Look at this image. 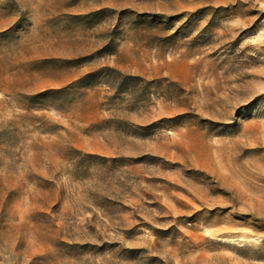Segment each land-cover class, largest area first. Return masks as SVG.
<instances>
[{
	"label": "rangeland",
	"instance_id": "1",
	"mask_svg": "<svg viewBox=\"0 0 264 264\" xmlns=\"http://www.w3.org/2000/svg\"><path fill=\"white\" fill-rule=\"evenodd\" d=\"M0 264H264V0H0Z\"/></svg>",
	"mask_w": 264,
	"mask_h": 264
}]
</instances>
